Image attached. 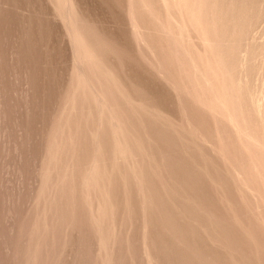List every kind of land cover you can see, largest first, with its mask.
Instances as JSON below:
<instances>
[{
	"label": "rangeland",
	"instance_id": "rangeland-1",
	"mask_svg": "<svg viewBox=\"0 0 264 264\" xmlns=\"http://www.w3.org/2000/svg\"><path fill=\"white\" fill-rule=\"evenodd\" d=\"M0 264H264V0H0Z\"/></svg>",
	"mask_w": 264,
	"mask_h": 264
},
{
	"label": "bare ground",
	"instance_id": "bare-ground-1",
	"mask_svg": "<svg viewBox=\"0 0 264 264\" xmlns=\"http://www.w3.org/2000/svg\"><path fill=\"white\" fill-rule=\"evenodd\" d=\"M121 131V130H120ZM115 140V139H114ZM122 141V140H121Z\"/></svg>",
	"mask_w": 264,
	"mask_h": 264
}]
</instances>
